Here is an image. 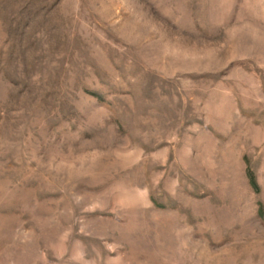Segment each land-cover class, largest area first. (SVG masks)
I'll use <instances>...</instances> for the list:
<instances>
[{
	"label": "rangeland",
	"instance_id": "374dc122",
	"mask_svg": "<svg viewBox=\"0 0 264 264\" xmlns=\"http://www.w3.org/2000/svg\"><path fill=\"white\" fill-rule=\"evenodd\" d=\"M0 264H264V0H0Z\"/></svg>",
	"mask_w": 264,
	"mask_h": 264
},
{
	"label": "trees",
	"instance_id": "16d2710c",
	"mask_svg": "<svg viewBox=\"0 0 264 264\" xmlns=\"http://www.w3.org/2000/svg\"><path fill=\"white\" fill-rule=\"evenodd\" d=\"M248 179H249V182H250V185L252 188H255V179L253 178L252 174L248 173Z\"/></svg>",
	"mask_w": 264,
	"mask_h": 264
}]
</instances>
